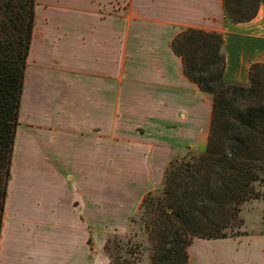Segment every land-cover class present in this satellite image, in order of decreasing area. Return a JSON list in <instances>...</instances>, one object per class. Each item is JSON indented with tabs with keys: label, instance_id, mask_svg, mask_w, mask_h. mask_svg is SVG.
Instances as JSON below:
<instances>
[{
	"label": "crops",
	"instance_id": "1",
	"mask_svg": "<svg viewBox=\"0 0 264 264\" xmlns=\"http://www.w3.org/2000/svg\"><path fill=\"white\" fill-rule=\"evenodd\" d=\"M61 13L63 17L72 14L85 28L80 32H88L78 34L85 47L76 53L70 68V99L76 119L69 126L64 117L57 120L61 114L55 113L52 130L50 113L40 111L38 144L18 131L0 237V264H101V254L107 264L105 239L99 247L94 240L98 224L95 206L111 208L114 195L122 198V213L130 217L139 209L144 188L151 184L153 189L154 181L157 185L165 178L171 150L204 151L213 96L185 75L182 58L172 48L179 32L199 28L224 34L227 83L249 85L252 65L264 64V3L252 20L234 23L226 20L224 0H36L35 25L40 32H35L34 26L20 113L24 103L25 113L31 112V99L42 107H49L52 101L43 92L42 97L31 96L35 88L44 86L42 82L49 85L51 69H32L46 66L52 55H60L57 44L63 39L59 33L63 27L54 21ZM101 81L102 91L97 86ZM117 105L122 150L120 159L111 163L110 148H96L95 130L109 132ZM51 135L61 141L60 151L65 153L56 160L54 177L59 190L47 211L39 209L47 214V220H41L31 189L44 177L35 167L42 160L48 164L45 145ZM82 138L88 142L79 146ZM143 147H148L152 156L141 155ZM79 148L87 149L86 156L75 153ZM111 167L120 168L121 176L114 175L115 182L111 181ZM131 196L138 199L133 202ZM260 238L264 234L213 239L227 242L231 251L226 253L229 257L208 263H236L233 253L252 257L254 249H244L242 243L252 244ZM189 259L191 264L193 257ZM248 263L243 260L239 264Z\"/></svg>",
	"mask_w": 264,
	"mask_h": 264
},
{
	"label": "trees",
	"instance_id": "2",
	"mask_svg": "<svg viewBox=\"0 0 264 264\" xmlns=\"http://www.w3.org/2000/svg\"><path fill=\"white\" fill-rule=\"evenodd\" d=\"M262 3L224 0L226 20L248 22ZM35 6L36 0H0V237ZM224 41L221 32L187 28L172 42L185 75L212 94L213 103L204 151L172 157L162 193L146 194L132 217L148 233L151 264H189L195 238L244 235L230 228L239 206L259 195L254 184L264 171V64L252 65L249 85L227 83Z\"/></svg>",
	"mask_w": 264,
	"mask_h": 264
},
{
	"label": "rangeland",
	"instance_id": "3",
	"mask_svg": "<svg viewBox=\"0 0 264 264\" xmlns=\"http://www.w3.org/2000/svg\"><path fill=\"white\" fill-rule=\"evenodd\" d=\"M57 15H59V13ZM63 15L65 16L63 17L61 13L62 17L60 19L57 18L56 21H54V23L58 22L60 27H63V29L61 28L62 32L59 33H61L60 35L64 40L61 39L60 43L57 44L58 49L56 48L60 55H57V58H55V55H52L50 61L45 64L46 66H41L40 68L34 67L32 69L34 71L37 70L40 72L41 70H44L45 67H47V71L51 69L49 73L51 78L49 85H46L45 82H42L44 86L35 88V90L31 92V96L35 98L42 97L43 92V94H47L48 96L50 95V99L52 101H50L51 103L49 104V107L47 104L42 107L38 104L37 100L31 99L32 104H30L29 106L31 112L25 113V103L22 113L19 112V124L16 135L19 131L26 138L29 137L32 142L37 144L39 143L38 139L40 136V111L45 114L50 113V117L48 115L46 116L50 118V121H53L52 130H54V123H56L54 116L55 113L61 114V116H56L57 120L64 117L69 126L73 125L76 119L72 114L73 106L72 99H70L72 92V88L70 86V68L75 62L74 56L76 55V53L78 51H81L85 47L83 46L81 38L78 36V34H86L88 32H80L85 28H82L76 19L71 18L72 14L66 13ZM35 24L36 19L34 21L35 32H40L38 26ZM55 33L56 32H50V34ZM101 85L102 81L97 84V86L100 88V91H102ZM117 103L118 101H115V105ZM118 106L119 105H117L114 109L116 115H113L111 118V127L109 132H105L104 134H102L98 129L95 130L96 148L102 146L108 149L110 148V152L112 153L110 155L111 163H113L114 159H120L119 151L122 150V119L116 117L119 116L117 115V109L119 108ZM51 108L53 110H51ZM114 110L112 108V114ZM138 132L141 136L145 135L143 129L138 130ZM165 135H167V137L171 136V134L167 133ZM163 136L164 135H162L161 137ZM60 142L61 141L56 142L55 135H51L48 144L46 142L45 145L47 146L45 155L47 156L48 164L46 165L42 160L40 164L38 162L35 167H39L41 174L44 175V177L41 178L42 182L38 185H32L31 189V192L34 194V199L38 200L36 201V204L39 205L37 214L41 220H47V214L41 210L47 211L46 208H50V206L53 204L54 197L59 190V184L58 182H56L54 175L57 174L56 160L60 159V154L62 155L63 153H65L64 151H60ZM79 142H81V145L79 146H82V143L88 141L82 138L79 139ZM84 150L85 151L79 148V150L75 153H78L80 156H86L87 149L84 148ZM188 150L201 152V150L190 148H174L173 151L171 150L172 153L170 152L171 156L169 157L168 165L172 157L178 156L179 158H182V156H184ZM139 151L141 155L146 154L152 156L153 154L148 147H143ZM32 159L33 156H31L30 162ZM118 170H120V168L111 167L110 173L112 182H115V176L118 177V175H120V172ZM47 176H49L51 180L48 179ZM261 176L263 178V181L254 184L255 190L259 193L258 198L249 199L239 206L240 209L238 211L236 222L233 224V227L230 228V230L234 233L238 232L243 233L244 235L250 234L254 236L264 234V171L261 173ZM11 179L12 163L10 180ZM155 183L156 181H154L153 183V189H151L152 187H150L151 184L148 185L149 187L146 186L147 188H144L143 196H140L141 201L149 192H152L154 195H160L162 193L164 178L161 182H159V184L157 183V185H155ZM39 196L44 198V201H41L42 199ZM137 199L138 196L132 197L133 202H135ZM122 202V198H116L114 195H112V197L110 198V205H112L111 208H108L106 206L103 207L101 205H96L97 207L95 206L94 221L98 223L95 229V243L97 241L99 247V242L101 241V239H105V245L107 244L109 246L108 251L105 249L106 254L109 258V262L107 264H151L152 244L150 242V239L148 238V233H146L145 226L141 221L132 222V217L137 213V209L135 210L136 213H133L130 217L126 216L125 213H122ZM10 203L12 205L15 204L12 195ZM118 206H120L121 210L118 209ZM138 207L140 206L138 205ZM242 244V247L244 249H254L252 257H250V254L238 255L237 253H233V259L236 261V263L233 264H239L243 260H248V264H256V262L259 264H264V254L262 253V249L264 248V238H260L252 244H249V242L246 241H243ZM229 251H231V247H229L227 242L213 239L195 238L193 240V243L189 247V254L191 258L193 257V261L191 264H201V261L203 260L206 261L204 264H209L208 262L212 261L223 260L224 258L229 257V255H226V253H228ZM222 252L223 255H221ZM100 258L99 261L101 264H103L104 257L102 256V254L100 255Z\"/></svg>",
	"mask_w": 264,
	"mask_h": 264
},
{
	"label": "bare ground",
	"instance_id": "4",
	"mask_svg": "<svg viewBox=\"0 0 264 264\" xmlns=\"http://www.w3.org/2000/svg\"><path fill=\"white\" fill-rule=\"evenodd\" d=\"M10 192H11V194H13V195H14V193H13L14 191L10 190Z\"/></svg>",
	"mask_w": 264,
	"mask_h": 264
}]
</instances>
